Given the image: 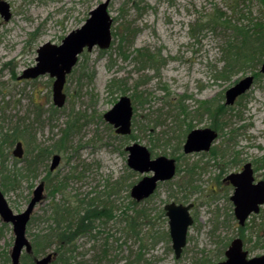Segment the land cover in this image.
I'll use <instances>...</instances> for the list:
<instances>
[{
    "label": "rangeland",
    "instance_id": "obj_1",
    "mask_svg": "<svg viewBox=\"0 0 264 264\" xmlns=\"http://www.w3.org/2000/svg\"><path fill=\"white\" fill-rule=\"evenodd\" d=\"M1 1L8 4L11 16L4 21L0 14V131H17L24 155L13 156L17 142L2 152L0 148V189L18 214L26 209L38 184L44 183V197L26 231L31 243L34 234L48 228L45 220L52 205L108 196L118 206L115 218L107 223L96 221L91 232L96 239L90 235L76 239L70 264H96L97 259L98 264H217L235 238L242 240L248 258L264 255V206L239 226L230 201L233 187L223 181L245 163H252L256 180L264 181V74L259 65L257 69L247 66L230 78L228 73L223 76L222 48L230 31L198 29L197 25L214 8L234 18L226 0H110L112 44L107 50L96 47L79 56L66 78L62 108L53 105L54 79L48 74L34 80L18 77L36 65L40 46L61 44L105 0ZM248 9L253 19L261 18L264 11L257 1L248 3ZM122 37L128 42L122 43ZM139 49L151 56V64L141 58ZM255 74L248 92L227 106L223 123L205 114L195 118L200 103L212 99L224 103L229 87ZM119 80L124 81L126 93L110 89L111 81ZM121 96L130 98L134 113L132 133L122 137L103 118ZM180 105L190 111L191 121L174 122ZM157 115L161 118L156 125ZM74 121L73 132L57 151L55 146ZM227 123L230 127L220 131L218 127ZM188 124L191 129L187 131ZM207 127L218 133L208 153L183 154L186 135ZM134 142L145 145L153 158H173L177 165L175 177L160 183L155 194L135 208L131 187L147 174L127 167L125 148ZM37 150L51 154L45 162L29 167L32 151ZM54 155L61 160L50 171ZM117 181L122 182L118 187ZM59 182L64 188L54 192ZM170 202L193 203V224L179 259L172 250L168 219L161 214ZM134 209H143L147 217L137 233L129 231L119 216L125 210L132 215ZM14 238L13 226L0 217V264H10Z\"/></svg>",
    "mask_w": 264,
    "mask_h": 264
},
{
    "label": "water",
    "instance_id": "obj_2",
    "mask_svg": "<svg viewBox=\"0 0 264 264\" xmlns=\"http://www.w3.org/2000/svg\"><path fill=\"white\" fill-rule=\"evenodd\" d=\"M109 3L110 0H105V2L98 4L89 13L85 23L67 34L61 44L56 45L47 42L40 46L36 50V65L23 70L18 79L34 80L48 74L50 78L54 79L52 83L53 105L58 108L64 107L66 95L63 90L66 78L76 66L78 56L85 49L91 51L98 47L101 50H107L112 43L111 26L113 19L109 14ZM0 14L4 21H8L11 16L9 6L4 1L0 2ZM260 65L259 72L264 74V62ZM254 78L252 75H247L229 87L224 94L225 105H234L239 96L246 94L251 88ZM133 115L130 98L121 96L116 104L104 113L103 118L105 122L113 126L116 135L129 136L132 131ZM216 138L217 133L208 127L191 130L184 142L183 154L206 153ZM125 150L128 153L127 167L141 175L147 174L131 187L130 197L134 201L141 202L148 199L156 192L159 183L170 181L175 177L176 165L173 158L166 156L152 158L148 148L136 142L127 146ZM23 155L22 143L18 142L15 145L13 156L20 159ZM51 160L49 170L55 171L61 159L59 155H54ZM223 180L233 187L230 198L234 205L233 214L239 226L243 227L247 219L251 215L257 214L264 206V181H255L251 163H245L240 172H230ZM43 191L44 183L41 182L33 190V195L28 201L26 209L15 214L0 189V217L5 224L9 223L13 226V236H15L9 254L10 264H20L21 255L23 253L30 254L33 250V246L26 236V231L33 210L44 197ZM163 208L165 217L168 219L172 250L175 258L179 259L187 243L186 237L189 227L193 224V218L190 215L193 203L183 205L170 202ZM55 257V253H48L41 258H35L34 264H51ZM224 259L217 264H264V255L248 258V252L243 248V242L240 238L233 239L229 244L224 252Z\"/></svg>",
    "mask_w": 264,
    "mask_h": 264
},
{
    "label": "trees",
    "instance_id": "obj_3",
    "mask_svg": "<svg viewBox=\"0 0 264 264\" xmlns=\"http://www.w3.org/2000/svg\"><path fill=\"white\" fill-rule=\"evenodd\" d=\"M227 8L231 11L230 13L234 14V18L226 15V13H221L216 8L213 9V14L207 15L205 19L198 22V29L201 27H207L211 30L219 28L221 30L230 31L231 35L224 37V47L222 48V56L224 62V69L221 74L223 76L228 73L227 77L230 74H236L239 70L247 68V66L257 69L258 66L264 62V11L261 9V18H252V12L250 9L245 10L248 7V3H253L257 1L264 7V0H226ZM207 18V19H206ZM204 25V26H203ZM125 32H128L126 29ZM127 36V35H126ZM127 37H122L121 41L128 42ZM121 49V48H120ZM123 53H122V52ZM122 56L127 58V55L124 53L123 49L120 50ZM140 52L141 58L146 61H150L151 56L145 55L142 50ZM256 76V74L254 75ZM258 77V76H257ZM230 78V77H229ZM110 89L125 92L124 81H111ZM134 99L136 95L132 96ZM230 107V106H228ZM177 109V107H176ZM229 108L225 106L223 102L218 100H210L205 103H200L196 109V117H201L207 115V117L213 121L218 120L220 123H223V118L226 117V111ZM191 113L187 111L186 106H178V112L174 116V122L180 121L185 123V121H191ZM161 116L157 115L154 119V123L159 124ZM77 121H74L72 124L68 125V129L64 132L61 140L58 141V145L55 146V149L58 151L66 144L68 136L73 132V127ZM191 124L187 125V131L190 130ZM230 127L229 123L221 125L220 131L224 132V129ZM215 131V130H214ZM235 131V130H233ZM0 148L1 152L4 147L8 149L10 146L19 141V136L17 131L6 132L2 134L0 131ZM9 146V147H7ZM60 149H58V148ZM46 150H40L37 152L32 151L34 156L29 162L30 166H37L40 162H45L44 159L48 158V155L51 152H45ZM31 154V155H32ZM264 160V158H263ZM27 167L26 171H29ZM121 185V181L115 183ZM129 185V184H128ZM64 188V183L59 182L58 185L54 186V192H60ZM110 196V195H109ZM149 199H146L148 201ZM143 201V202H146ZM131 204L136 207L139 202L132 201ZM118 210V206L115 205L113 200H109L108 196L104 197H92L87 199V197H82V199H74V202L70 203L66 201L64 204L52 205L50 209V216L45 220L49 226L48 228L41 230L37 234H34L31 245L33 250L30 254H25L22 256L24 258L23 264L29 263L34 264V259L39 255L48 254L49 250H53L56 254V258L52 261V264H70V260L73 258V252L75 251L74 242L76 239L82 237L86 232L92 231L93 224L96 221H104L107 223L110 220L115 218V212ZM133 214L130 215L128 211L121 212L120 221L121 223L126 222L127 229L131 232L137 233L136 229L141 222H146V212L143 209H134ZM164 216V211L161 212ZM107 250H103V256L107 255ZM100 256V258H103ZM31 260H26V259ZM22 260V258H21ZM100 262V259H97V263Z\"/></svg>",
    "mask_w": 264,
    "mask_h": 264
},
{
    "label": "flooded vegetation",
    "instance_id": "obj_4",
    "mask_svg": "<svg viewBox=\"0 0 264 264\" xmlns=\"http://www.w3.org/2000/svg\"><path fill=\"white\" fill-rule=\"evenodd\" d=\"M189 134V133H188ZM187 134V135H188ZM187 137V136H186ZM197 153H204V152H197ZM197 153H193V154H197ZM243 166V165H242ZM241 169H242V167H241ZM241 169L238 171V172H240L241 171ZM224 181V180H223ZM225 183H227V182H225ZM228 184V183H227ZM230 185V184H229ZM230 186H232V185H230ZM94 227H95V224H93V226H92V230L94 229ZM92 231H90V232H86L84 235H90L91 236V238L90 239H92V240H94V238L96 239L97 237H96V235L94 234V235H92V233H91ZM100 234V233H99ZM225 260V259H224ZM222 262V261H221Z\"/></svg>",
    "mask_w": 264,
    "mask_h": 264
}]
</instances>
